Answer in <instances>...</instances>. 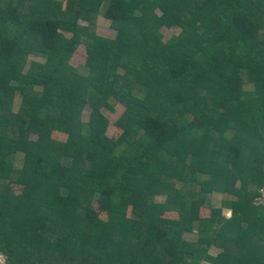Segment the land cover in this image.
<instances>
[{
	"label": "trees",
	"instance_id": "1",
	"mask_svg": "<svg viewBox=\"0 0 264 264\" xmlns=\"http://www.w3.org/2000/svg\"><path fill=\"white\" fill-rule=\"evenodd\" d=\"M263 190L264 0H0L3 264H264Z\"/></svg>",
	"mask_w": 264,
	"mask_h": 264
},
{
	"label": "rangeland",
	"instance_id": "2",
	"mask_svg": "<svg viewBox=\"0 0 264 264\" xmlns=\"http://www.w3.org/2000/svg\"><path fill=\"white\" fill-rule=\"evenodd\" d=\"M58 1H62L66 4V0H58ZM106 9L105 8H100L99 13L93 15L92 17V21L94 22V31L97 35H99L100 37H104L106 39H116L117 35H118V31L114 28V22L108 18H106L105 15ZM159 14H162V11L159 10L158 11ZM84 25H87L86 22H82ZM182 29L181 28H164L163 29V33L165 34V40H170L171 38H173L174 36H178L182 33ZM70 36V35H68ZM86 49L84 46L79 47V49L77 50V52L75 53V55L73 56V59L71 60V64L74 67H81L85 64L86 62ZM34 62H39V63H44L45 59L42 57H39L35 54H31L27 57V65L24 69V73H26L29 70V67L32 65V63ZM247 90L249 91H254L255 90V86L253 85V83L251 82L250 84H248L247 86ZM38 91H41V89L39 88ZM21 105V97L17 96L14 102V112H18L19 108ZM109 105L110 107H106L104 106V108H102V113L107 117V121H108V126H107V135L111 138H116L120 131H118L117 127H116V122L118 121V119L122 116V114L125 111V107L119 103L116 102L115 100H110L109 101ZM92 114V108L90 105H86L81 113V117L80 120L82 123H89L90 121V117ZM35 139L37 138L36 135L33 136ZM53 137L56 140L59 141H65L66 140V135L64 134H60L58 132L54 133ZM16 167H21L22 166V155H20L16 161ZM15 191L19 192L20 189H18L17 187L15 188ZM167 199L166 195H161L156 197V202L159 203H164ZM232 199L231 195H223V194H217V193H213L209 196L208 199V205H212L215 207H224L225 203L227 201H230ZM225 214L227 217L231 218L233 216V212L230 209H226L225 210ZM211 215V210L209 208L204 209L203 210V216L204 217H210ZM169 217H178L177 214H169ZM188 239L192 240V239H197V235H189ZM214 253H216V251H214ZM3 259V258H2ZM0 258V264H3L4 259L2 260ZM201 264H211L209 262H202Z\"/></svg>",
	"mask_w": 264,
	"mask_h": 264
},
{
	"label": "built area",
	"instance_id": "3",
	"mask_svg": "<svg viewBox=\"0 0 264 264\" xmlns=\"http://www.w3.org/2000/svg\"><path fill=\"white\" fill-rule=\"evenodd\" d=\"M262 203H264V190H263V196L261 198Z\"/></svg>",
	"mask_w": 264,
	"mask_h": 264
}]
</instances>
